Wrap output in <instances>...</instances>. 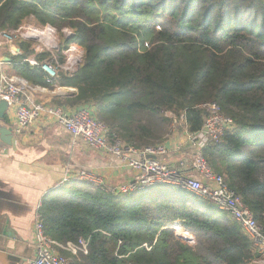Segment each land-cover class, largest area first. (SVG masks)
I'll list each match as a JSON object with an SVG mask.
<instances>
[{"label":"trees","instance_id":"16d2710c","mask_svg":"<svg viewBox=\"0 0 264 264\" xmlns=\"http://www.w3.org/2000/svg\"><path fill=\"white\" fill-rule=\"evenodd\" d=\"M28 20L71 29L58 56L84 49L75 73L53 83L25 60L33 44L18 41L10 74L31 87L76 88L55 105L92 109L109 138L143 150L164 144L174 119L197 133L216 103L233 127L203 155L225 177L256 221L264 223V0H0V30ZM39 61L49 54L36 56ZM45 234L67 247L71 264H254L252 240L229 213L181 187L113 194L50 193L38 211ZM147 245V247L145 246Z\"/></svg>","mask_w":264,"mask_h":264},{"label":"built area","instance_id":"2783aa9c","mask_svg":"<svg viewBox=\"0 0 264 264\" xmlns=\"http://www.w3.org/2000/svg\"><path fill=\"white\" fill-rule=\"evenodd\" d=\"M62 34L64 38H68L73 35V31L64 29ZM18 41L33 44L35 54L25 62L32 67L39 68L48 83H53L60 72L75 73L83 62L84 49L76 43L62 51L63 61L61 62L58 56L61 44L59 32L50 25L0 30V50L15 46ZM45 53L49 54V57L39 61L36 56ZM13 54L16 55L17 52L14 50ZM30 88L28 82L22 78L9 76L6 73L0 75V103L5 101L14 113V134L20 136L40 117L54 118L74 138L83 140L95 150L120 159L126 166L136 171L135 180L130 185L119 187L114 194H130L144 187L172 185L207 198L217 208L229 213L252 240L260 255L259 260L254 264L264 263V223L256 221L242 197L228 187L224 176L213 171L203 155V150L208 145L219 143L234 125V120L224 115L218 104L202 105L200 108L207 111V119L203 128L197 133L188 132L189 140L196 146L192 157V170L196 176H186L159 159L168 152L164 144L139 150L128 147L119 140H111L107 125L95 118L92 109L80 106L70 113L63 106L36 103L31 101L26 94ZM35 88L40 89L41 87ZM76 178L96 186L102 184L99 177L87 170L77 173ZM69 179L67 175L62 185L66 184ZM88 244L89 241H80L77 246L60 245L46 236L44 225L39 220L35 226V256L27 264H71L66 257L60 255V250L72 254L78 251L86 252Z\"/></svg>","mask_w":264,"mask_h":264},{"label":"crops","instance_id":"0c3cea01","mask_svg":"<svg viewBox=\"0 0 264 264\" xmlns=\"http://www.w3.org/2000/svg\"><path fill=\"white\" fill-rule=\"evenodd\" d=\"M14 50L16 55L21 54L17 45L0 50V75L10 74ZM26 94L36 103L54 104L56 99L75 97L78 91L55 85L53 89L31 87ZM63 107L70 113L77 109ZM14 124V113L7 108L0 127ZM189 139L185 124L172 126L164 143L168 152L159 159L186 176H196L192 169L187 172L196 150ZM82 170L93 172L102 184L96 186L76 178ZM67 175L70 179L62 185ZM135 177L136 171L120 159L74 138L51 117H40L20 136L14 134L11 145L0 134V264H27L34 258L38 211L48 194L93 192L98 187L114 194Z\"/></svg>","mask_w":264,"mask_h":264},{"label":"water","instance_id":"95a60500","mask_svg":"<svg viewBox=\"0 0 264 264\" xmlns=\"http://www.w3.org/2000/svg\"><path fill=\"white\" fill-rule=\"evenodd\" d=\"M8 108V105L5 101H2L0 103V118H3L5 110ZM0 134L2 136V139L8 144L11 145L13 142L14 138V129L13 127H5L2 126L0 127ZM155 158V157H152ZM192 169V164L191 167L187 170V172H190Z\"/></svg>","mask_w":264,"mask_h":264},{"label":"rangeland","instance_id":"374dc122","mask_svg":"<svg viewBox=\"0 0 264 264\" xmlns=\"http://www.w3.org/2000/svg\"><path fill=\"white\" fill-rule=\"evenodd\" d=\"M24 26H39V25L34 20H28L25 22ZM58 32H59V39L62 42V40L64 38L62 31H58ZM60 46H61V44H60ZM169 117L174 119L173 126H175L176 128H179L181 125H183L182 123H184L183 117L177 118L172 114H169ZM60 255L66 257L71 262L70 258L68 256H66L65 254L61 253ZM262 264H264V263H262Z\"/></svg>","mask_w":264,"mask_h":264}]
</instances>
